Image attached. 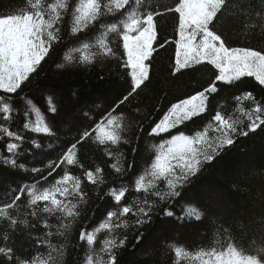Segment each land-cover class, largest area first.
<instances>
[{
    "label": "trees",
    "instance_id": "trees-1",
    "mask_svg": "<svg viewBox=\"0 0 264 264\" xmlns=\"http://www.w3.org/2000/svg\"><path fill=\"white\" fill-rule=\"evenodd\" d=\"M36 0H31L35 3ZM53 3L55 0H46ZM78 0H71L74 6ZM155 3L174 6L177 0H154ZM235 7L225 14L220 31L227 45L231 47H249L264 50V0H231ZM25 0H0V15L11 13L21 8L27 10ZM163 10V9H161ZM111 23L113 17H104ZM157 40L154 47L167 41L164 48H158L150 61V83L141 86L127 101L116 107L123 95L130 90L131 77L128 69L121 66L122 48L117 50L114 33H108L106 39L113 46L115 56H105L95 45L102 38L105 29L96 25L77 34L71 35L72 17L63 19L61 35L63 42L54 45L50 58L42 62L38 75L30 77L31 83L21 94H9L12 97L13 114L4 119L0 112V127H9L12 131L23 134L25 140L16 154L8 153L6 144L9 138L0 133V161L4 158H15L23 163L28 171L13 169L0 162V207L11 203L20 188L27 184L38 190L50 187L65 172L81 181V190L86 194L81 201V215L72 223L66 236L55 235L61 220L59 213L49 214L42 211L47 202L28 206V188L24 189L21 200L17 201L18 211L9 209L11 215H18L23 223L17 225L12 232L7 222L0 217V247L12 246L22 260H32L33 264H43L50 251L48 240L54 246H62L64 257L62 264H86L88 246L79 239L81 231L90 233L99 227L111 210L119 211L122 205H132V211L120 216L121 227L113 231L96 232L95 252L96 264L108 259L103 251L105 242L116 239L124 240L122 247L114 249L117 264H189L187 259L177 260L176 247H184L189 251H197L202 245H209L219 240L222 244L234 243L245 251L252 253L264 244V226L258 220H264V125L256 131H249L250 121L244 112H250L254 104L250 100H236L250 92L264 106V85H260L252 77H244L233 85H219L221 91L209 98L208 110L191 121H186L177 128L159 136H149V130L166 114L172 103L202 91L214 73L210 65H196L182 69L173 76L175 63V43L178 19L175 13H165L156 18ZM90 45L88 55H94L91 64L80 62L85 54L84 45ZM71 57V60L66 59ZM58 65H63L60 67ZM27 83V82H26ZM31 100L32 104L28 101ZM57 108L56 113L50 111V104ZM115 108L113 115L121 116L124 125L122 135L130 143L117 146L101 145L93 136L81 140L77 144V164H62L52 171L47 167L49 161H58L72 143L85 130H91L102 114ZM42 116L50 126H67L55 144L51 142L56 136L36 134L24 128L31 124L37 116ZM243 110V112L241 111ZM216 111L233 120L241 121L238 131H249L247 136L237 135L235 143L226 146L211 163H205L201 171L190 178L180 190L179 197H166L161 200L150 189L148 193L137 192L135 180L150 166L156 154V146L163 139L177 132L195 134L213 123ZM69 118H72L69 121ZM63 121V122H62ZM62 131V130H60ZM216 135L214 129L208 130V136ZM39 142L36 147L32 141ZM57 146H59L57 148ZM29 148V152L25 149ZM135 149V151H133ZM113 153V155H109ZM120 160L126 170L117 173L111 167ZM131 163V168H128ZM38 167L40 172L30 169ZM55 167V165H53ZM101 169L97 174L102 183L91 184L85 175L86 170ZM52 175H48L49 172ZM46 177V179H45ZM161 193L167 191L163 180L157 182ZM127 189L120 205H116L110 195L111 189ZM58 198H61L58 196ZM147 200L154 205L151 222L138 225L140 218L134 213L140 206L136 202ZM188 207H196L201 213L200 220L186 214ZM32 208L35 215H30ZM171 212L168 216L165 213ZM127 222L128 227L123 226ZM45 222L50 226L45 228ZM51 231L52 236L46 234ZM141 233L143 234L141 236ZM6 237H9L6 239ZM137 237H140L137 242ZM198 264V262H193Z\"/></svg>",
    "mask_w": 264,
    "mask_h": 264
},
{
    "label": "snow or ice",
    "instance_id": "snow-or-ice-1",
    "mask_svg": "<svg viewBox=\"0 0 264 264\" xmlns=\"http://www.w3.org/2000/svg\"><path fill=\"white\" fill-rule=\"evenodd\" d=\"M27 10L21 8L0 15V112L4 119H9L13 114L12 97L9 94H16L18 97L31 83L30 77L39 74L42 62L45 58H50V53L54 52V45L63 42L60 25L66 15L71 14L72 26L71 35L88 29L92 25L100 22L99 26L105 29L102 38L95 47L105 56H115L112 44L117 50L122 48L121 66L128 69L130 75V90L123 95L116 107L129 99L141 86L147 87L150 83V71L153 53L158 48H164L167 41L161 42L157 47L154 44L157 40V17L165 13H175L177 15V36L175 43V63L172 75L180 73L182 69L193 68L196 65H210L214 69L213 78L209 80L202 91L187 96L170 105L166 114L155 123L148 135L159 136L167 133L177 126L191 121L208 110L209 98L213 94L219 93V85H233L244 77H252L260 85H264V50H255L249 47H231L226 44L220 26L226 13L230 12L235 5L231 0H177L174 6H166L155 3L154 0H78L73 6L71 0H55L47 3L46 0H25ZM163 9V10H161ZM264 19V13L261 14ZM104 17H113L111 23L105 22ZM108 33H114L116 40L110 44L106 37ZM90 45L85 44V54L80 58L81 63L91 64L94 55H88L87 50ZM71 60V57H66ZM63 67V65H58ZM27 82V83H26ZM236 100H250L254 108L250 112H244L250 121L249 131H256L260 125H264V106L256 101L252 93L248 92L243 96H236ZM32 104V101H28ZM50 104V111L57 112V108ZM115 108L102 114L95 127L85 130L72 143L66 153L58 161H49L47 167L55 171L62 164H77L76 157L77 144L81 140L93 136L101 145L117 146L123 143H130L122 135L124 125L120 122V115H113ZM243 112V110H241ZM213 123H209L202 131L195 134H186L184 131L177 132L167 139L161 140L156 146V154L150 166L135 180L137 192L148 193L150 189L156 190L154 194L161 200L166 197H179L180 190L196 176L205 163H211L217 155L226 147L235 143L237 135L247 136L249 131H238L241 121L233 120L216 111L212 117ZM24 128L29 131L46 136H56L55 125H49L44 118L39 115L31 124L25 123ZM214 129L216 135L208 136V130ZM0 133L9 138L6 144L8 153L16 154L25 140L23 134L12 131L9 127H0ZM32 143L39 147V142L33 140ZM135 151V149H133ZM113 155V153H109ZM4 165L13 169H23L28 171L23 163L18 164L15 158H4ZM55 165V167H53ZM117 173H124L126 170L121 166L120 160L111 165ZM128 168H131L129 163ZM32 172H40L41 169L33 167ZM101 169L86 170L85 175L91 184L102 183V178L97 174ZM48 175H52L50 171ZM46 179V177H45ZM163 180L166 183L167 191L161 193L158 190L157 182ZM25 184L20 188L11 203H6L0 207V217L7 222V227L12 232L17 231V225L23 223L27 226V220L21 221L18 215L9 213V209L17 210V201L21 200ZM126 188L111 189L110 195L116 205L121 204L125 196ZM85 193L81 190L79 178L65 172L55 180L50 187L38 190L35 185L28 188V206L32 207L38 202H47L42 211L54 214L59 213L61 220L55 235L66 236L72 223L81 215L80 204L85 199ZM61 197V198H58ZM137 211L134 215L140 217L136 223L143 225L151 222V213L154 205L147 200L137 201ZM132 211V205H122L117 210L107 213L97 229L91 233L80 232L79 239L86 242L88 254L86 264H96L94 260L95 252L92 245L95 244L96 232L100 230L113 231L121 227L120 216L127 215ZM30 215L36 214V209L32 208ZM171 216V212L165 213ZM188 216L200 220L202 213L196 207H188ZM264 226V220H258ZM124 227H128L127 222H123ZM45 228H49L47 222ZM47 236H52L49 231ZM143 234L141 233V236ZM9 237H6L8 239ZM140 237H137L139 242ZM40 243L47 244L50 251L48 258L43 264H62L64 249L62 246H54L48 240H41ZM124 240L117 242L112 239L105 242L103 251L108 254V259L102 264H117V257L114 249L122 247ZM177 260L187 259L189 264H264V244L259 245L254 252L249 253L242 247L234 243L222 244L221 241H212L209 245L200 246L197 251H189L184 247L175 248ZM0 264H33L32 260H22L16 255L12 246L0 247Z\"/></svg>",
    "mask_w": 264,
    "mask_h": 264
},
{
    "label": "rangeland",
    "instance_id": "rangeland-1",
    "mask_svg": "<svg viewBox=\"0 0 264 264\" xmlns=\"http://www.w3.org/2000/svg\"><path fill=\"white\" fill-rule=\"evenodd\" d=\"M71 120H72V118H69V121H71ZM62 122H63V121H62ZM55 128H56V127H55ZM58 129L62 130V131H60V130L57 131V133L61 135V134H63V132L65 133V131L67 130V126H59ZM56 130H57V129H56ZM58 134L56 135V137H55L54 139L51 140V142H52L53 144H55V142H56V140H57V137H58V139H59ZM58 147H59V146H57V148H58ZM28 149H29V148H26V149H25V152H29Z\"/></svg>",
    "mask_w": 264,
    "mask_h": 264
}]
</instances>
